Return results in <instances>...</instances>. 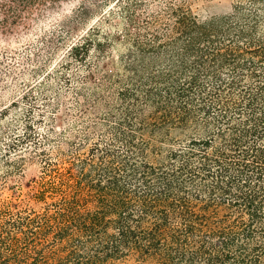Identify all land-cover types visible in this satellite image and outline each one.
I'll use <instances>...</instances> for the list:
<instances>
[{"label":"trees","instance_id":"1","mask_svg":"<svg viewBox=\"0 0 264 264\" xmlns=\"http://www.w3.org/2000/svg\"><path fill=\"white\" fill-rule=\"evenodd\" d=\"M62 1L0 0V26ZM232 1L200 21L185 0H117L126 52L114 74L109 51L90 61L93 40L69 49L49 77L69 85L78 120L59 92L40 98L78 141L59 164L40 149L39 211H0V264H264V0ZM157 60L175 74L152 72Z\"/></svg>","mask_w":264,"mask_h":264},{"label":"rangeland","instance_id":"2","mask_svg":"<svg viewBox=\"0 0 264 264\" xmlns=\"http://www.w3.org/2000/svg\"><path fill=\"white\" fill-rule=\"evenodd\" d=\"M116 2L63 0L52 8L33 11L15 26H0V211H39L42 204L36 201L34 194L42 181L40 149H45L51 164H59V153L67 150L68 143L78 141L73 138L75 134L66 133L62 122L55 125L50 122L49 118L53 116L51 107L45 108L40 98V93L47 91L51 105L53 95L59 92L71 109L67 114L71 115V119L78 120L80 115L74 108L75 95L65 93L69 85L56 76L53 79L49 77L68 60L69 49L91 39L94 48L90 61L96 62V57H100L98 50H106L111 55V60L106 62L110 64L106 73L120 71V60L126 52V32L125 22L120 18L122 7ZM185 4L198 20L205 21L229 14L233 1L185 0ZM161 6L155 0L151 9L158 10ZM104 39L108 40V47ZM99 64L101 66L102 61ZM153 65L152 72L155 74L156 71L175 74V69L165 61L157 60ZM68 72L71 75L70 89L81 91V79L85 76L83 68L73 64ZM105 99L112 101L107 95ZM103 111L104 108L98 106L90 111L89 117L94 118ZM57 116H62V113ZM80 124L75 125V130ZM28 125H31L35 137L22 144L20 142L28 132ZM51 126L54 131L47 132ZM63 133V141L59 142ZM47 134L53 140L51 146L37 147L32 144L33 141H41ZM13 143L18 145L15 151L9 148ZM126 264L154 263L130 261Z\"/></svg>","mask_w":264,"mask_h":264}]
</instances>
